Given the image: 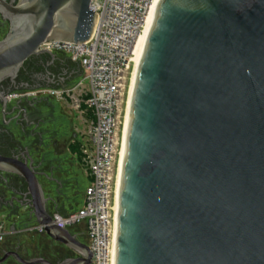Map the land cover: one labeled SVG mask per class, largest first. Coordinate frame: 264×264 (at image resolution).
I'll list each match as a JSON object with an SVG mask.
<instances>
[{
  "label": "water",
  "instance_id": "water-1",
  "mask_svg": "<svg viewBox=\"0 0 264 264\" xmlns=\"http://www.w3.org/2000/svg\"><path fill=\"white\" fill-rule=\"evenodd\" d=\"M91 1L1 0L0 83L32 56L53 62L46 42L89 40ZM151 24L126 107L113 264H264V0H159ZM0 171L25 179L33 220L77 253L68 264H92L27 163L0 154Z\"/></svg>",
  "mask_w": 264,
  "mask_h": 264
},
{
  "label": "built area",
  "instance_id": "built-area-1",
  "mask_svg": "<svg viewBox=\"0 0 264 264\" xmlns=\"http://www.w3.org/2000/svg\"><path fill=\"white\" fill-rule=\"evenodd\" d=\"M156 0H92L97 14L89 40L72 43L51 41L42 49L67 55L83 69L81 79L64 88L45 87L26 94L65 99L89 121L82 153L89 182L82 206L68 212H52L53 224L75 231L84 226L85 241L92 251V264H113L115 252V190L122 145L123 93L134 63L135 49L144 32ZM79 90L76 92V90ZM78 93V94H77ZM21 94L12 93L13 97ZM84 106V107H83ZM26 232H45L36 221L24 227ZM76 231V234H80ZM9 229L0 221V244Z\"/></svg>",
  "mask_w": 264,
  "mask_h": 264
},
{
  "label": "flooded vegetation",
  "instance_id": "flooded-vegetation-1",
  "mask_svg": "<svg viewBox=\"0 0 264 264\" xmlns=\"http://www.w3.org/2000/svg\"><path fill=\"white\" fill-rule=\"evenodd\" d=\"M5 2L16 5L18 0ZM10 25V19L0 10V41L9 32ZM64 65L59 59L51 62L47 54L32 56L14 82L0 83V98L6 99L5 104L0 101V154L26 162L35 172L45 196V183L50 185L55 197H48L55 205L65 197V190L73 186L69 178L76 163L73 150L77 133L68 135L53 99L43 94H26V91L62 85L60 75ZM15 91L21 94L13 97ZM29 200L25 179L0 171V216L18 228L0 244V264H68L78 256L73 249L50 239L45 232L24 231L33 220L27 205ZM71 233L79 239L74 231Z\"/></svg>",
  "mask_w": 264,
  "mask_h": 264
},
{
  "label": "rangeland",
  "instance_id": "rangeland-1",
  "mask_svg": "<svg viewBox=\"0 0 264 264\" xmlns=\"http://www.w3.org/2000/svg\"><path fill=\"white\" fill-rule=\"evenodd\" d=\"M56 55V60L58 59V54L59 53H55L52 52ZM49 56V55H48ZM51 59V58H50ZM51 73H55L53 70L50 71ZM52 73V74H53ZM55 75V74H54ZM129 82H130V74H129V79L127 80L126 83V87L124 89V93H123V114L125 113V107H126V102L128 99V89H129ZM77 83L74 82L71 85H75ZM51 87H55V88H59L60 86L58 85H54ZM79 90L77 89L76 92H78ZM36 94L40 95L39 92H35ZM79 93V92H78ZM77 93V94H78ZM48 96V95H46ZM51 98V100L55 103L56 107L58 108L59 112L62 114L60 116V120L65 122V126H66V132L68 133V135H71L72 132L77 133V139L74 143V158H75V166H73L72 169V177L69 178V181L72 180V184L73 186L78 185L80 178L82 177V175H86L87 174V165L85 163L84 157H83V153H82V146H83V142L85 141V143L88 141L86 140L87 137V132L88 131V125H89V121L86 122V118L91 119V116L87 115V117L83 118L80 114V112L74 107V102L72 101V98L70 96H66L65 99H58L55 96H48ZM84 107V106H83ZM58 114V113H55ZM120 129H122V124L120 126ZM122 135V133H121ZM72 155V156H73ZM77 159V160H76ZM79 160V161H78ZM80 162V164H79ZM46 194L47 197H55L54 192L51 190V187L49 184H46ZM72 186V187H73ZM79 186V185H78ZM71 187V189H72ZM65 190V197L67 198V196L70 193V190ZM64 197V198H65ZM63 198V199H64ZM76 196L74 195L72 198H70L69 200L72 201V203L74 204L76 201ZM62 200V199H61ZM61 205H63V202L60 204V207H57V205H55V203H53L52 201L48 202V208L51 212L57 211V212H63V208L61 207Z\"/></svg>",
  "mask_w": 264,
  "mask_h": 264
},
{
  "label": "crops",
  "instance_id": "crops-1",
  "mask_svg": "<svg viewBox=\"0 0 264 264\" xmlns=\"http://www.w3.org/2000/svg\"><path fill=\"white\" fill-rule=\"evenodd\" d=\"M57 56L60 61L65 63L60 75L63 83L62 85H60V87L61 86L68 87L72 83L76 81L78 82L83 75V69L81 65L77 62L71 61L70 58L65 54L59 53ZM88 182H89L88 174L86 175L83 174L78 182L79 186L76 185L73 186L72 189L70 188L71 190L67 198L65 197L60 202H58L57 207H60V204L63 202V205H61V207L64 209L63 213H65L82 206L84 203L85 188L87 187ZM74 195L76 196L77 199L73 204L72 201H70L69 199L72 198ZM0 221H3L6 224L7 228L9 229V234L14 235V233L17 231L18 228L13 223H11V221H5L2 216H0ZM33 222L34 220H32L31 223ZM76 231H80L79 232L80 234H77L79 239L86 240V235L85 233H83L84 226L78 227L74 232Z\"/></svg>",
  "mask_w": 264,
  "mask_h": 264
},
{
  "label": "bare ground",
  "instance_id": "bare-ground-1",
  "mask_svg": "<svg viewBox=\"0 0 264 264\" xmlns=\"http://www.w3.org/2000/svg\"><path fill=\"white\" fill-rule=\"evenodd\" d=\"M158 2H159V0H156L155 4L153 6V9H152L148 24H147L144 32L142 33V35L139 37L137 45H136L134 63H133V66H132V68L130 70V82H129V89H128V97L130 95L131 84H132V79H133V75H134V69H135L137 55L139 54V51H140L141 47L144 44V41L146 39V35L148 33V30H150V28H151V25H152L151 23H152V20L154 18V13L156 11V7H157ZM127 104H128V99H127V102H126V107H127ZM126 107H125L124 120H123V126H122V134H123V127H124V122H125ZM122 143H123V139H122ZM121 153H122V147H121V150H120V156H121ZM119 160H120V158H119ZM118 171H119V163H118Z\"/></svg>",
  "mask_w": 264,
  "mask_h": 264
}]
</instances>
